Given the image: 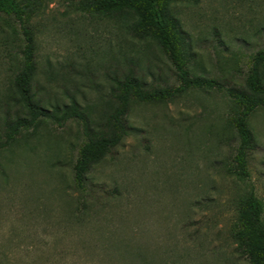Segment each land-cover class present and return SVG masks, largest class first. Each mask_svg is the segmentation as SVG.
<instances>
[{"label":"rangeland","instance_id":"374dc122","mask_svg":"<svg viewBox=\"0 0 264 264\" xmlns=\"http://www.w3.org/2000/svg\"><path fill=\"white\" fill-rule=\"evenodd\" d=\"M81 0H51L34 21L40 80L66 84L86 103L108 95L125 69L175 82L160 47L127 32L119 13L90 15ZM193 70L226 87L245 85L264 51V0H177ZM0 18V100L21 45ZM46 72V73H45ZM264 73V68H262ZM236 107L217 90L164 103H133L129 134L74 185L83 141L78 122L23 133L0 152V264H250L231 230L248 184L229 174ZM256 148L250 183L264 202V109L250 118Z\"/></svg>","mask_w":264,"mask_h":264},{"label":"trees","instance_id":"16d2710c","mask_svg":"<svg viewBox=\"0 0 264 264\" xmlns=\"http://www.w3.org/2000/svg\"><path fill=\"white\" fill-rule=\"evenodd\" d=\"M50 1L0 0V18L20 34L22 42L11 87L0 100V152L25 132L40 137L50 126L64 127L78 122L84 138L73 166V181L84 193L93 166L129 134L128 116L133 103L174 101L192 90L223 92L236 107L230 122L237 146L228 171L249 186L239 201L231 236L250 264H264V202L250 183L249 170L250 155L257 145L250 118L264 109V51L253 56L244 87H226L215 77L198 75L193 70L195 55L174 5L177 0H81L83 13H119L133 38L156 42L175 76L174 83L162 85L150 82L145 73L125 69L113 76L108 95L98 94L92 102L84 103L66 84L54 87L40 80L42 71L33 21L44 13Z\"/></svg>","mask_w":264,"mask_h":264}]
</instances>
